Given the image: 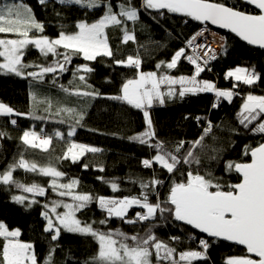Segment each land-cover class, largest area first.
Listing matches in <instances>:
<instances>
[{"label":"snow or ice","instance_id":"obj_1","mask_svg":"<svg viewBox=\"0 0 264 264\" xmlns=\"http://www.w3.org/2000/svg\"><path fill=\"white\" fill-rule=\"evenodd\" d=\"M44 6L52 4L61 7H79L87 10H102L103 14L94 22L86 19L75 23L71 32L65 25H60V31L55 38L45 35V25L35 18L32 9L21 2L13 0L11 4L0 6V34H13L16 38H0V70L14 73L17 76L32 77L43 81L46 74L67 72L73 56H82L85 61H96L98 57L109 58L112 65L130 69L132 74L125 76L119 92L107 98L121 101L140 110L144 117L145 127L142 132L128 137L152 150V153L142 158V167L151 170L147 178L138 177L131 181L138 184L140 193L131 196H104L93 193H81L76 189L79 180L68 178L61 182L66 173L59 169L61 161L68 160L78 163L88 153L96 154L102 151L98 147L66 140V149L61 156L55 158V163L49 159L46 164L36 160L25 159L23 153L19 159L13 158L3 170H0V185L22 190L32 194L14 195L12 200L17 204H25L30 208L41 205V216L45 221L43 232L48 234V252L42 264H57L55 253L62 246L59 243L62 234H74L89 237L97 243V251L86 258L83 264H194L196 261L211 264L209 249L216 239L233 242L244 247V254L231 255L225 258L224 264H264V94L248 91L242 97V105L237 113V126H227L223 121L214 123L208 116H196L194 119L202 130L194 140L161 139L154 125L151 109L154 105H164L166 100L183 99L187 95L205 93L214 94L212 109H218L221 101L232 102L234 96H241L237 91L242 85L252 88L264 80V76L255 68L237 66L225 74V79L232 81L229 89L219 88L217 83L200 79V75L209 65L210 60L217 58L218 43L223 51H227L225 38L219 37L214 43H198V38L205 32H210L207 25H216L235 33L249 45L264 49V0H238L229 3L228 0H140V6L134 0H120L115 6L112 0H38ZM254 6L257 11H248L243 5ZM141 7L144 10H154L158 15L166 13L179 14L192 21L204 25L186 41V47L177 49L170 60H161L156 64L155 71H143V60L137 50L136 54H120L117 46L114 51L109 43L107 30L119 27L122 32L121 43L135 42V28L129 29L128 21L135 24L139 21ZM55 11V7H53ZM60 16V12H55ZM187 22V21H186ZM32 45L44 56L60 57L51 64L30 65L23 62L24 50ZM60 49L65 51L61 52ZM188 50L191 54H188ZM194 66L192 75L174 76L167 70L176 69L181 59ZM35 67L37 71L24 70ZM164 69V71H160ZM210 70V69H209ZM84 74H79V73ZM89 64L76 66L73 76L82 87H68L59 84L62 92L69 96L95 98L102 96L93 85L86 80V75L93 73ZM106 82H110L105 78ZM53 84L57 83L53 76ZM179 86V87H177ZM35 98V97H34ZM52 104H46L49 111ZM64 113L72 123L67 133L57 131L56 138L65 140L73 137L78 127L82 126L86 110L63 106L56 110V116ZM30 114V113H29ZM24 115L13 107L0 102V117ZM35 119L45 117L34 116ZM185 120L189 119L186 115ZM203 121V124L201 122ZM60 123H65L61 119ZM11 125H16V119H10ZM245 134L259 135L262 139L255 145L245 144L241 151V159L226 160L225 153L234 147L232 135H240V128ZM227 132V138H221L214 132ZM11 137L0 127V139ZM211 140V143L208 140ZM19 140L29 148L49 153L53 136L41 135L34 128L23 131ZM227 146V147H226ZM246 157L247 159H244ZM213 162L223 164L226 174H235L236 182L217 176ZM87 170L89 164L84 163ZM22 169L25 172L50 178L47 186L40 182L26 184L14 177V172ZM100 171L104 169L99 168ZM163 173H166V178ZM109 184L113 192H119L117 180H107L98 177ZM49 188L59 197H69L71 202L51 200L41 204L36 197H45ZM97 204L103 214L100 220H85L78 218V213L89 209L91 204ZM137 207L133 216L129 210ZM63 209V211H59ZM111 218H118L123 224H147L140 231L129 234L122 229L107 228ZM169 220L182 222L199 233L214 238L212 241L204 236L197 237L194 233L187 235L189 244L196 243V249L188 247L179 249L185 236L172 235L161 239L155 229ZM99 226H105L101 228ZM19 229L9 230L0 223V264H38L35 246L32 242L20 240ZM70 251V250H69ZM67 264V261H65Z\"/></svg>","mask_w":264,"mask_h":264},{"label":"trees","instance_id":"obj_2","mask_svg":"<svg viewBox=\"0 0 264 264\" xmlns=\"http://www.w3.org/2000/svg\"><path fill=\"white\" fill-rule=\"evenodd\" d=\"M13 2V0H11ZM27 4L35 14V18L42 21L45 25V35L55 38L60 31V25H65L66 30L71 32L76 22L86 19L88 22H94L102 14V10H87L79 7H61L59 5L47 6L38 3V0H22ZM120 0H112L115 6ZM137 6H140V0H134ZM229 3H238V0H228ZM55 7V11L53 10ZM248 11L256 10L249 5H243ZM55 12H60L57 16ZM187 21V22H186ZM129 29L135 28L136 41H129L127 44L121 43L122 32L119 27H110L107 32L109 43L114 51L119 47L120 54H136L137 50L143 60V71H155L156 64L161 60H170L173 53L182 46L183 41L187 40L202 25L192 21L179 14L164 13L158 15L154 10H144L141 7L140 18L135 24L128 21ZM220 33L226 38L227 51H222L211 72L204 71L200 79L209 80L217 83L219 88L229 89L232 87V81L225 79L228 70L237 66L255 68L258 73L264 76V50L253 48L247 45L238 37L226 33ZM13 34H0V38H7ZM59 51L63 52L64 49ZM60 57L49 55L44 57L38 49L29 45L24 50L23 62L30 65L51 64ZM3 58H0V62ZM89 64L94 68L93 73L85 74L86 80L102 93V96L95 98L69 96L60 90L59 84L66 87H82L80 81L73 76L76 66ZM68 71L64 73L46 74L44 80L37 81L28 76H17L14 73H8L6 70H0V102H3L16 111L24 115L12 117H0V127L8 133L11 139H0V170L13 161V158L19 159L23 153L25 159L36 160L39 164H46L49 159L55 163V158L61 156L66 149V140H72L76 143H83L89 146L102 149L101 152L88 153L78 163H71L68 160L61 161L59 169L67 175L61 179V182H67L68 178H76L79 185L76 189L81 193H93L104 196H131L138 195L140 188L138 184L132 183L138 177H149L151 170L142 167V158L148 157L152 150L131 141L128 137L142 132L145 127L142 112L133 109L131 106L121 101L108 99L110 95L118 94L122 80L125 76L132 74L130 69L122 66H114L109 58L98 57L96 61H85L82 56H73L68 65ZM35 67L27 68L24 71H37ZM160 71H164L161 69ZM174 76L192 75L194 66L183 58L176 69L167 70ZM84 74V73H79ZM53 76L57 83L53 84ZM108 78L110 82H106ZM179 87V86H177ZM242 95L234 96L231 103L221 101L218 109H212L215 97L214 94L205 93L199 95H187L183 99L176 98L166 100L164 105H154L151 109V116L157 133L161 139L168 140H194L200 134L202 128L195 121L196 116H208L214 123L223 121L227 126H237V113L242 105V97L248 91L255 94H264V80L258 82V85L249 88L242 85L237 89ZM35 97V98H34ZM51 102L52 108L45 111L46 104ZM67 106L77 110H86L87 115L78 127L73 137H67L65 140L56 138L57 131L67 133L71 120L67 119L66 114L56 116L54 113L60 107ZM30 113V114H29ZM189 119L185 120L184 117ZM34 116L45 117L44 119H35ZM10 119H16V125L9 123ZM65 119V123H60ZM203 124V121L201 122ZM35 129L37 132L53 136V143L49 153H43L40 150L28 149L24 151L25 146L19 140L23 131ZM216 132V129H214ZM240 135H232L234 147L229 148L225 153L224 159L239 160L241 151L245 144L255 145L262 137L245 134L243 128H240ZM221 138H227L228 133L216 132ZM211 143V140H208ZM227 147V146H226ZM244 159H247L244 157ZM84 163L89 164L87 170L83 169ZM102 167L104 170L100 171ZM212 169L217 176H223L224 179L236 182L237 177L233 174H226L222 163L212 164ZM166 178L167 174L163 173ZM14 177L21 182L30 184L40 182L47 186L50 178L38 176L34 173L25 172L18 169L14 172ZM98 177H104L107 180H117L120 186L119 192H113L109 184H105ZM14 195L31 196L32 194L23 193L22 190L12 188L8 190L6 186L0 185V222L5 223L10 229H19L21 232L20 240L32 242L35 246L38 264H42L43 258L48 252L49 240L48 234L43 232L45 221L41 216V205L26 207L25 204H17L12 200ZM41 204L51 200H64L71 202L69 197H59L49 188L45 197H36ZM141 209L134 207L129 210V216H133L135 211ZM63 211V209H59ZM78 218L85 220H100L103 218L101 210L97 204L93 203L89 209L78 213ZM145 224L135 226L123 224L118 218H111L107 228L122 229L132 234L134 230L140 231ZM104 228L105 226H99ZM156 234L161 239H167L169 236H185L179 249L191 247L196 249V243L186 239L187 235L195 234L197 237L204 236L198 231L185 226L182 222L169 220L161 227L155 229ZM205 237V236H204ZM207 238V237H205ZM210 241L213 239L207 238ZM3 241L0 238V245ZM61 248L57 249L55 259L57 264H83V261L97 251L98 245L89 237H82L74 234H62L59 241ZM70 250V251H69ZM244 248L225 242L215 240L209 249L211 264H224L225 258L231 255L244 254ZM194 264H208V262L196 261Z\"/></svg>","mask_w":264,"mask_h":264},{"label":"rangeland","instance_id":"obj_3","mask_svg":"<svg viewBox=\"0 0 264 264\" xmlns=\"http://www.w3.org/2000/svg\"><path fill=\"white\" fill-rule=\"evenodd\" d=\"M16 2L17 3H19V2H21V0H16ZM11 4V3H13L11 0H0V6H3L4 4ZM22 3H24L23 1H22ZM25 4V3H24ZM27 5V4H26ZM28 6V5H27ZM203 27H205L204 25H202V27H200L197 31H199V30H201ZM207 27L210 29V32H205V34H204V36L203 37H200V38H198V43H200V42H202L203 41V38H214L215 40L217 39H219V37H221L222 36V34L220 33V31H218V30H216V29H214V28H212V27H210V26H208L207 25ZM7 38H16L14 35L13 36H10V37H7ZM216 40V41H217ZM185 41H183V43H184ZM183 43H182V46L181 47H184V45H183ZM215 44H217L216 46H218L219 44L218 43H215ZM223 50L218 46V49H217V57H218V55L222 52ZM188 54H191V51L190 50H188ZM207 71V70H206ZM209 81V80H208ZM213 82V81H212ZM223 89V88H222ZM38 133H40V132H38ZM41 135H44L43 133H40ZM28 197H30L31 198V196H28ZM0 223H3V222H0ZM5 224V223H4ZM6 225V224H5ZM7 226V225H6ZM8 227V226H7ZM9 228V227H8ZM9 230H14V229H10L9 228ZM22 241V240H21ZM24 242V241H23Z\"/></svg>","mask_w":264,"mask_h":264},{"label":"water","instance_id":"obj_4","mask_svg":"<svg viewBox=\"0 0 264 264\" xmlns=\"http://www.w3.org/2000/svg\"><path fill=\"white\" fill-rule=\"evenodd\" d=\"M254 9H255V7L254 6H252ZM256 10V9H255ZM257 11V10H256ZM196 22H198V21H196ZM198 23H200V22H198ZM201 24V23H200ZM208 26H210V27H212V28H214V29H216V30H218V31H221V32H226V33H230V34H232V35H234V36H236L235 35V33H232L230 30H228V29H222V28H219L218 26H216V25H208ZM236 37H238V36H236ZM239 38V37H238ZM240 39V38H239ZM242 40V39H241ZM243 41V40H242ZM243 42H245L247 45H249L246 41H243ZM249 46H251V47H253V48H256V49H261V50H264V49H262V48H260L259 46H256V45H249ZM196 231H198L199 232V230H196ZM205 237H207L206 236V234H203ZM207 238H210V237H207ZM211 239H214V238H211ZM216 240H219V241H224V240H222V239H216ZM225 242H228V241H225ZM228 243H231V244H234L233 242H228ZM234 245H236V244H234ZM237 246H239V245H237ZM240 247H242V248H244L243 246H240Z\"/></svg>","mask_w":264,"mask_h":264},{"label":"built area","instance_id":"obj_5","mask_svg":"<svg viewBox=\"0 0 264 264\" xmlns=\"http://www.w3.org/2000/svg\"><path fill=\"white\" fill-rule=\"evenodd\" d=\"M222 37H224L223 35H222ZM225 38V37H224ZM205 40L208 42V43H214V38H203V41L202 42H205ZM217 40V39H216ZM187 41V40H186ZM186 41L183 43V45H184V47H186ZM218 41V40H217ZM202 42H200V43H202ZM225 42H226V38H225ZM217 44H215L214 43V46L218 49V46H216ZM217 59V58H216ZM216 59L215 60H210L209 61V65H208V67L205 69V70H207V71H209V72H211L212 70H213V65H214V63H215V61H216ZM210 69V70H209Z\"/></svg>","mask_w":264,"mask_h":264},{"label":"bare ground","instance_id":"obj_6","mask_svg":"<svg viewBox=\"0 0 264 264\" xmlns=\"http://www.w3.org/2000/svg\"><path fill=\"white\" fill-rule=\"evenodd\" d=\"M186 41V40H185Z\"/></svg>","mask_w":264,"mask_h":264}]
</instances>
